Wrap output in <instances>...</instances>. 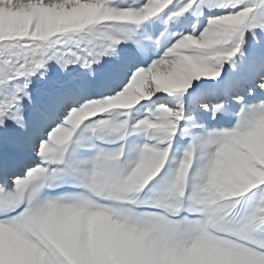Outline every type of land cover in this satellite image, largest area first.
I'll return each mask as SVG.
<instances>
[{
	"label": "snow or ice",
	"instance_id": "obj_1",
	"mask_svg": "<svg viewBox=\"0 0 264 264\" xmlns=\"http://www.w3.org/2000/svg\"><path fill=\"white\" fill-rule=\"evenodd\" d=\"M0 264H264V0H0Z\"/></svg>",
	"mask_w": 264,
	"mask_h": 264
}]
</instances>
